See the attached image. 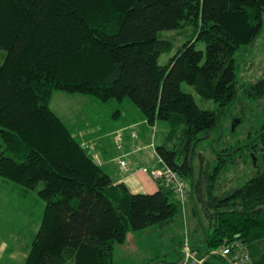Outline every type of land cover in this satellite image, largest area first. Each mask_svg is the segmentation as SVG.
<instances>
[{
	"label": "trees",
	"instance_id": "trees-1",
	"mask_svg": "<svg viewBox=\"0 0 264 264\" xmlns=\"http://www.w3.org/2000/svg\"><path fill=\"white\" fill-rule=\"evenodd\" d=\"M263 14L264 0H0V177L21 197L35 192L45 201L24 264H115L129 233L173 221L183 206L170 187L160 180L155 193H131L77 134L165 125L166 140L152 145L193 190V155L235 102L236 56L261 34ZM187 28L190 39L161 64L176 48L161 33ZM246 91L264 97V77ZM55 92L93 97L101 113L69 127L51 106ZM256 138L264 161V126ZM237 149L217 154L209 191ZM237 240L253 264H264V171L220 198L214 228L191 241L206 255Z\"/></svg>",
	"mask_w": 264,
	"mask_h": 264
},
{
	"label": "rangeland",
	"instance_id": "rangeland-1",
	"mask_svg": "<svg viewBox=\"0 0 264 264\" xmlns=\"http://www.w3.org/2000/svg\"><path fill=\"white\" fill-rule=\"evenodd\" d=\"M192 32L191 28L162 32V37L174 38L176 48L171 53L162 54L160 63H167L177 52V47L190 39ZM199 48L205 50V45L200 44ZM5 53L0 50L1 62ZM236 58L239 76L236 99L223 115L221 126L212 130L210 136L205 135L196 148L193 155L195 174L192 198L167 226L154 225L129 233L128 241L116 248L115 264H175L185 233L188 232L192 241H197L205 232L212 230L218 200L244 185L257 172L264 171L262 145L256 138L264 126V97L256 98L246 91L251 82L264 77V14L261 34L254 43L243 46ZM183 89L195 94L187 84H183ZM196 100L203 108L217 109L212 100L206 101L199 96H196ZM51 106L69 127L87 119L90 123L92 117H89L94 112L101 113V106L95 98L65 92H55ZM103 123L108 125L110 122ZM93 130L92 139L98 148L99 135L95 132L96 128ZM157 132L158 128L154 129V141ZM159 136L166 138L163 132L158 133ZM162 141L158 139L156 143L159 145ZM254 143H258L256 148L253 147ZM234 148L238 149L226 157L229 164L216 180L213 191H209V177L214 170L217 154ZM11 185L15 186L0 177V264H24L33 235L40 226L45 201L35 192L23 198L18 194L19 189L14 190Z\"/></svg>",
	"mask_w": 264,
	"mask_h": 264
},
{
	"label": "crops",
	"instance_id": "crops-1",
	"mask_svg": "<svg viewBox=\"0 0 264 264\" xmlns=\"http://www.w3.org/2000/svg\"><path fill=\"white\" fill-rule=\"evenodd\" d=\"M95 128L97 129L95 130L97 136L99 135V149L104 160V166H106L115 182H123L133 194L155 193L160 190V182L165 187H169L166 180L159 182L151 174V171L160 168L162 165V160L157 154L154 144L152 145L155 134H153L152 129H147L142 124H134L118 130L113 135L103 136L98 133L100 127ZM114 128H117V126ZM158 129L154 142H157L158 139L163 140L160 136L158 138V133L165 132L167 127L159 124ZM87 130H85L86 134ZM118 132L123 135L122 146H119L116 140ZM86 138L89 140L91 135ZM121 161H125L126 166H122ZM192 195L193 190L190 198H192Z\"/></svg>",
	"mask_w": 264,
	"mask_h": 264
},
{
	"label": "built area",
	"instance_id": "built-area-1",
	"mask_svg": "<svg viewBox=\"0 0 264 264\" xmlns=\"http://www.w3.org/2000/svg\"><path fill=\"white\" fill-rule=\"evenodd\" d=\"M93 130L80 132L78 137L81 145L88 151V154L98 163H102L103 159L100 150L92 139ZM86 135L91 138L86 139ZM116 140L119 146L123 145V135L121 132L116 134ZM162 160V159H161ZM122 166H126L125 161H121ZM152 176L157 180H166L170 189L175 193L177 200L185 208L188 199L191 197V183L183 178L180 174L170 169L162 160L160 168L151 171ZM212 256L222 257L228 264H253V259L247 246L240 241L225 242L219 249L211 250L209 254L200 255L198 250L193 246L189 235L181 245L180 256L175 264H212L209 262Z\"/></svg>",
	"mask_w": 264,
	"mask_h": 264
}]
</instances>
